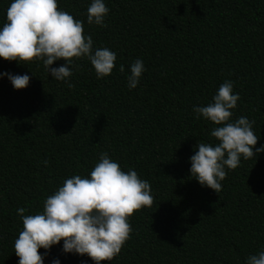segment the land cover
<instances>
[{"label": "trees", "instance_id": "obj_1", "mask_svg": "<svg viewBox=\"0 0 264 264\" xmlns=\"http://www.w3.org/2000/svg\"><path fill=\"white\" fill-rule=\"evenodd\" d=\"M11 2L0 0V29ZM91 2L57 0L84 23L94 49L116 53L110 75L97 78L78 59L70 89L42 61L0 58V73L30 77L15 89L0 76V264H18L17 209L42 213L47 196L66 178H88L102 152L137 171L154 197L129 218L133 231L120 253L102 264H247L264 251V152L225 167L219 193L191 176L189 158L198 143H217L216 125L193 108L212 102L226 80L240 96L230 122L254 120L255 148L264 146V0H104L106 27L87 23ZM136 59L145 71L130 89ZM62 248L47 250L44 264H95Z\"/></svg>", "mask_w": 264, "mask_h": 264}, {"label": "clouds", "instance_id": "obj_2", "mask_svg": "<svg viewBox=\"0 0 264 264\" xmlns=\"http://www.w3.org/2000/svg\"><path fill=\"white\" fill-rule=\"evenodd\" d=\"M109 8L104 0H92L87 9V23L106 27ZM91 35H85L84 23L67 11L61 10L57 0H12L7 9V22L0 29V58L7 61H42L45 70L57 81H68L73 75L74 61L86 57L95 69L97 78L112 73L116 53L107 47L95 48ZM57 60L65 63L52 67ZM120 65V72H124ZM145 71L143 61L136 59L130 65L128 87L134 89ZM7 75L15 89L29 85L27 74ZM240 99L233 94V82L224 81L206 106H194L196 118L201 116L216 127L210 136L217 141L198 143L189 159L190 173L202 186L219 193L221 181L227 177L225 167L236 169L241 157L248 160L264 146L255 148L259 137L253 130L254 120L241 116L230 122L232 109ZM255 148V151L253 150ZM47 163V161H45ZM154 197L151 185L141 179L137 171L122 170L107 152L99 155L88 178L80 174L66 178L63 185L47 196L42 213L25 215L26 209H17L23 230L14 242L18 264H44V256L52 246L63 241L62 251L87 255L95 264L113 260L131 237L129 218L143 208H151ZM45 249L41 254L39 249ZM52 264H60L54 259ZM247 264H264V251L250 255Z\"/></svg>", "mask_w": 264, "mask_h": 264}]
</instances>
